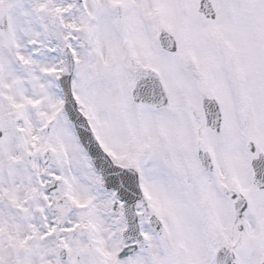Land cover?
<instances>
[{
  "label": "snow or ice",
  "instance_id": "6c2138e0",
  "mask_svg": "<svg viewBox=\"0 0 264 264\" xmlns=\"http://www.w3.org/2000/svg\"><path fill=\"white\" fill-rule=\"evenodd\" d=\"M0 264H264V0H0Z\"/></svg>",
  "mask_w": 264,
  "mask_h": 264
}]
</instances>
